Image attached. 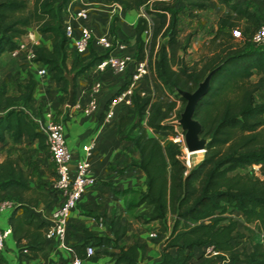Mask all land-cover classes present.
<instances>
[{"label": "trees", "instance_id": "trees-1", "mask_svg": "<svg viewBox=\"0 0 264 264\" xmlns=\"http://www.w3.org/2000/svg\"><path fill=\"white\" fill-rule=\"evenodd\" d=\"M70 1L0 0V55L14 49L16 39L30 25L39 33H49L51 46L37 44L34 59L47 65L54 79L64 82L61 105L68 98L65 72L74 73L75 88L76 77L104 55L90 45L85 56L73 51L72 62L67 64L69 44L64 15ZM103 1L118 3L127 10L143 8L160 20L149 44L142 38L146 19L140 16L135 25L136 57L147 58L150 76L159 89L152 95L134 94L132 105L118 119L120 135L131 140L139 154L131 165L141 169L146 177V188L136 192L134 204L143 206L139 215L144 221L158 222L155 231L163 243L160 258L150 264H193L190 261L194 248L207 244L235 262L264 264V100L256 94L264 85V46L251 41L253 31L262 23L259 16L241 2L219 0L230 12L217 17L209 53L189 63L184 56L186 46L178 38L180 8H148L151 0ZM183 1L187 14L194 15L192 8L203 9L208 0ZM114 21L115 17L111 30ZM242 21L249 24L245 29L248 32L241 30ZM234 28L241 31L239 45L233 44ZM158 35L162 40H157ZM211 70L207 90L194 109V117L201 123V135L208 142L203 157L188 166L182 143L171 138L162 140L151 131L176 134L171 117L174 114L178 118L185 104L177 89L194 90ZM254 75L258 77L253 79ZM92 80L89 77L88 83ZM35 86L30 70H25L13 91L0 78V143L7 135L13 139L27 135L30 140L37 138L40 146L46 145L43 108L34 96ZM124 86L121 84L119 89ZM177 100L182 103L178 108ZM252 165H257V169L248 170ZM47 190L57 192L51 186L31 185L29 172L17 158L0 154V201H14L8 223L18 254L43 257L46 261L51 248L45 238L47 221L36 207L48 201ZM234 210L242 214V231L231 215ZM84 231L81 241L68 245L72 256L85 257L86 245L92 244L95 249L91 260L108 255L111 264H140L142 244L119 243L126 232L124 225L116 227L112 222L111 235ZM237 237L246 240L249 248L242 246L237 250L241 243ZM211 261L206 258L196 264Z\"/></svg>", "mask_w": 264, "mask_h": 264}, {"label": "crops", "instance_id": "crops-1", "mask_svg": "<svg viewBox=\"0 0 264 264\" xmlns=\"http://www.w3.org/2000/svg\"><path fill=\"white\" fill-rule=\"evenodd\" d=\"M160 2L164 6L177 5L184 3L183 0H151L149 3ZM241 2L254 10L259 16L261 22H264V0H232ZM85 6L88 9V15L85 18L75 17L72 13ZM206 7L211 8L216 13V17L230 12L229 8L219 0H208ZM143 9H124L115 3L105 2L103 0H71L67 5V11L64 19L70 20L75 31H78L81 25H87L93 29L95 36L110 34L115 37H123L128 43L130 49H136V31L135 25L142 15ZM113 30H111V20ZM243 28H249V24L243 21ZM39 43L51 46L49 33L36 32ZM69 56L67 64L72 62V47H67ZM5 53V52H4ZM2 53V55H4ZM81 54L80 56L87 55ZM90 69L79 74L75 79L74 101L71 105L60 104L59 98L65 94L63 90L64 82L54 79L51 73L39 75L34 73L36 86L34 96L37 104L42 108L51 106L57 108V117L63 122L64 132L68 147L71 150L73 158L84 155L83 145L92 144L89 160L90 172L94 177V183L89 185L77 205L71 211L69 223L66 232L67 244L81 241L87 230L97 235H111V223L115 226L124 225L125 235L119 240L120 244L129 245L134 242L142 244V256L140 264H150L160 258L162 240H154L146 232L145 225L153 222H139L133 216V211L142 205H135L137 200V191L145 190L146 177L144 172L131 165L132 161L138 159V151L131 140L124 138L118 131V119L126 111L117 110L116 115L106 121L104 119V105L107 98L126 81V75H117L107 73L103 76L104 86L97 97V105L90 111L83 109L90 94L91 84L88 83ZM255 79L258 77L254 75ZM253 76V77H254ZM1 78V77H0ZM92 83V82H91ZM145 81L143 82L144 85ZM146 86V85H145ZM257 98L264 100V85L257 91ZM0 148H4L6 153L3 155H13L17 158L19 164L29 172L30 184L43 188L44 186L53 187L56 176L55 165L52 161L47 146H40L39 140H30L27 135L18 139H13L9 135L5 141L0 143ZM18 151V153L16 152ZM48 192V201L39 203L36 211L46 221L50 219L52 210L58 205L60 196L56 191ZM10 210L0 212V226L8 224V215ZM233 214L242 217L238 210ZM158 239V238H157ZM51 245L48 261L43 257H29L25 254L19 255L15 241L11 234L7 237L4 249L0 254V264H70L72 252L68 247L56 248ZM243 246L249 248V243L245 240L241 242ZM204 246L194 248V256L191 263L196 264L206 258L215 257L213 264H219L216 256H207L203 253ZM92 264H111L110 257L104 255L95 260ZM210 263V264H212ZM236 264H244L242 261H236Z\"/></svg>", "mask_w": 264, "mask_h": 264}, {"label": "built area", "instance_id": "built-area-1", "mask_svg": "<svg viewBox=\"0 0 264 264\" xmlns=\"http://www.w3.org/2000/svg\"><path fill=\"white\" fill-rule=\"evenodd\" d=\"M115 4L120 8V4ZM72 14L78 18H85L88 15V9L82 6ZM142 15L148 20L144 10ZM64 31L68 38V44L78 54L89 52L90 45L104 53L90 68L93 80L89 98L83 106L85 111H90L96 107L98 94L104 86L103 76L107 73L126 75L127 77L124 82L125 86L121 89L119 87L115 89L105 101L103 113L106 121L112 119L117 110L124 109L126 111L132 105L134 94L148 95L143 87V82L147 78L152 80L148 60L146 57L137 58L136 49H130L125 38L110 34L95 36L93 29L87 25H81L78 31H75L72 22L66 19H64ZM150 31L147 25V28L142 31L143 40L144 36L151 34ZM36 32L28 28L26 33L16 39V47L7 52L14 57L23 59L28 67L27 70L44 75L50 73L47 65L34 59L36 46L39 44ZM232 34L239 37L241 31L234 28ZM251 41L254 45L264 46V22L253 31ZM165 98L169 99L168 96H165ZM179 101L177 100V106ZM43 118L42 129L45 132V143L55 165L56 176L53 187L60 196L58 205L52 210L50 219L47 220L45 238L48 243H53L56 248L68 247L66 232L71 211L77 205L85 189L94 183L89 160L92 144L83 145L84 155L73 158L66 141L63 122L56 118L51 106L43 108ZM171 119L175 123L176 134L171 135L170 138L182 143L184 135L182 129H178V118H175L173 114ZM186 162L189 166L188 159H186ZM13 207L14 201L11 199L6 198L0 201V212L12 210ZM10 234L11 226L9 223L0 226V254ZM148 234L152 238L159 237L155 230L149 231ZM94 249L95 247L92 244H87L85 247L86 256H73L70 264H92L90 257L94 254ZM203 253L207 256H216L219 264H236L227 254L219 252L211 244L204 245Z\"/></svg>", "mask_w": 264, "mask_h": 264}, {"label": "rangeland", "instance_id": "rangeland-1", "mask_svg": "<svg viewBox=\"0 0 264 264\" xmlns=\"http://www.w3.org/2000/svg\"><path fill=\"white\" fill-rule=\"evenodd\" d=\"M158 3L160 2L158 1L155 3H151V4L148 3V8H154V7L180 8L179 13H178L180 16L178 38L180 39L181 43L186 46V51L184 53V56L187 62L191 63L192 61L198 59L201 55L208 54L211 49V45H212L211 38L215 34V30L217 28L216 13L213 10H211V8L205 7L203 9L192 8V12L194 15H188L186 12V9H184L182 5L180 6H177V5L164 6L163 5L162 6ZM145 14L148 20L143 15L141 16H143L146 19L147 25L149 26L151 30L150 32L152 33L159 26L160 20L153 12H145ZM241 26H242L241 30L243 29L244 32H248V31H245L246 28L245 29L243 28V21H242ZM29 29L37 31L34 25H30ZM150 39H151V34L144 36V41L146 42V44H149ZM157 40H162L161 35H158ZM241 42H242L241 36L233 38L234 45H239L241 44ZM27 69L28 67L26 66V63L23 61V59L14 57L8 54V52H5L4 55H0V77L6 81L10 91H13L15 89L16 84L22 80L25 74V70ZM253 79H255V76L253 77ZM143 87L145 88L146 94L148 95H152L155 91L159 89L158 84L154 82L153 80H150L149 78H147ZM165 99H168V98H165ZM181 104L182 103L179 101L178 106L176 105V107L177 108L180 107ZM53 110L55 112L56 118L58 119L57 117L58 109L55 108ZM180 128L181 127L179 126L178 129ZM151 132L159 136L162 140H167L172 135L171 133H166V132H159V131H151ZM183 135H184V132H183ZM182 148L184 152L183 158L186 160L187 150L185 148L184 140L182 142ZM16 152L18 153V151ZM5 153H6V150L4 148H0V154L2 157ZM203 154H204V151H201L198 153H192L190 155L189 166L198 162L203 157ZM247 169L256 170L257 165L249 166ZM140 208L142 207H138L137 209H135V211H133L132 214L137 221L146 222L142 219L143 216L139 215V212L141 210ZM231 215L238 222V230L239 231L244 230L243 218L239 215L233 214V212L231 213ZM167 222L169 225L172 222L170 214H168ZM145 229H146V232L157 230L158 223L153 222V224L145 225ZM154 240L158 241L161 239L158 238ZM236 241L243 242L245 240L244 239L240 240L237 237ZM240 244L241 243L237 245L239 246V248H240ZM210 258L212 261L216 259L215 257H210Z\"/></svg>", "mask_w": 264, "mask_h": 264}, {"label": "water", "instance_id": "water-1", "mask_svg": "<svg viewBox=\"0 0 264 264\" xmlns=\"http://www.w3.org/2000/svg\"><path fill=\"white\" fill-rule=\"evenodd\" d=\"M211 72L212 70L208 72L201 81H199L194 90L189 91L181 88L177 89L178 94L185 100V104L177 119V123L184 132V144L189 153L200 149L204 151L208 142V138L201 135V123L194 117V109L198 100L207 90ZM65 78L68 81V98L66 104L71 105L73 103L75 91L74 73L65 72Z\"/></svg>", "mask_w": 264, "mask_h": 264}, {"label": "bare ground", "instance_id": "bare-ground-1", "mask_svg": "<svg viewBox=\"0 0 264 264\" xmlns=\"http://www.w3.org/2000/svg\"><path fill=\"white\" fill-rule=\"evenodd\" d=\"M202 150L200 149V150H197V151H194V152H192V153H198V152H201ZM192 153H189L188 151H187V159H188V162L190 163V155L192 154Z\"/></svg>", "mask_w": 264, "mask_h": 264}]
</instances>
